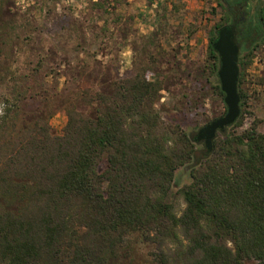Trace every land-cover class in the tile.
Instances as JSON below:
<instances>
[{
    "label": "trees",
    "instance_id": "1",
    "mask_svg": "<svg viewBox=\"0 0 264 264\" xmlns=\"http://www.w3.org/2000/svg\"><path fill=\"white\" fill-rule=\"evenodd\" d=\"M223 1L241 47L264 36L263 6L245 19L249 0ZM215 37L208 49L217 74ZM241 80L242 73L241 114L210 153L165 120L156 106L164 81L144 69L107 92H81L74 100L83 109L66 100L60 134L46 106L27 108L22 91L5 97L0 264H120L126 237L137 231L155 233L159 264L264 261V133L255 125L231 130L242 123ZM187 164L191 181L180 190L185 207L177 214L173 181Z\"/></svg>",
    "mask_w": 264,
    "mask_h": 264
},
{
    "label": "rangeland",
    "instance_id": "2",
    "mask_svg": "<svg viewBox=\"0 0 264 264\" xmlns=\"http://www.w3.org/2000/svg\"><path fill=\"white\" fill-rule=\"evenodd\" d=\"M259 5L264 0H249L243 18L254 17ZM231 20L223 0H0V115L3 99L22 91L27 108L47 107L53 132L60 134L66 100L76 102L83 91L107 92L115 80L144 69L150 79L164 81L156 104L162 116L193 137L226 112L208 45L217 26ZM239 57L245 97L242 123L231 130L255 125L264 133V36L241 47ZM190 181L189 164L179 167L177 214L185 207L180 190ZM154 234H128L120 264H159Z\"/></svg>",
    "mask_w": 264,
    "mask_h": 264
},
{
    "label": "water",
    "instance_id": "3",
    "mask_svg": "<svg viewBox=\"0 0 264 264\" xmlns=\"http://www.w3.org/2000/svg\"><path fill=\"white\" fill-rule=\"evenodd\" d=\"M212 46L219 55L217 75L224 93L226 112L201 126L193 136L194 141L203 143L205 153L213 151L214 140L218 133L225 131L241 114L239 93L241 45L237 41V19L216 30Z\"/></svg>",
    "mask_w": 264,
    "mask_h": 264
}]
</instances>
